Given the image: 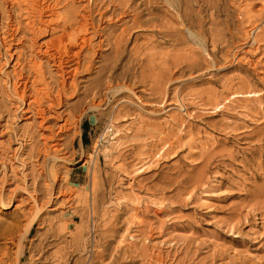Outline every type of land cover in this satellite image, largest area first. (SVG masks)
<instances>
[{"label": "rangeland", "instance_id": "1", "mask_svg": "<svg viewBox=\"0 0 264 264\" xmlns=\"http://www.w3.org/2000/svg\"><path fill=\"white\" fill-rule=\"evenodd\" d=\"M172 2L0 0V248L20 264H264V0ZM60 41L79 55L63 77ZM110 113L125 132L91 164ZM166 140L132 202L122 171Z\"/></svg>", "mask_w": 264, "mask_h": 264}, {"label": "bare ground", "instance_id": "2", "mask_svg": "<svg viewBox=\"0 0 264 264\" xmlns=\"http://www.w3.org/2000/svg\"><path fill=\"white\" fill-rule=\"evenodd\" d=\"M165 2H168L169 4H172V0H164ZM51 10V9H50ZM48 10V11H50ZM261 27H264V20L260 23ZM260 25L259 24H256L254 27H253V30H255L254 32L258 31L260 29ZM82 38V41H86L87 38H84V37H80ZM257 38L255 36H253V40H252V44L254 43V47L257 48L258 45H257V42L258 40H256ZM54 52H52L51 54H48L49 55V60H52L53 63L55 65V68H56V71L57 73H59V75H61L63 77V73L66 72L67 69H69L72 64L75 61V59L78 58V54H74L72 52H70V50L67 49V47L62 43V41H60L59 43H57L54 47ZM46 63L48 64V61H46ZM41 68V64H38V69ZM73 69V68H71ZM59 71V72H58ZM22 79L21 83L23 84L22 88L24 89L25 86H26V83L29 81V77H23V76H20ZM33 84V82H31ZM31 84V85H32ZM76 85L75 83L73 82L72 84H69V87H66L64 85H57L55 88V92L51 91L52 88L51 87H48L47 84H45V87L44 89L46 90L45 92L42 93V91H39L37 92L36 94V101H38V104L37 105H40V107L38 108V113L40 114H43V112H45L44 108H42V101H45V98L47 99L46 101H51L52 103L54 104H58L60 103V99H61V96L62 95H65L67 92H69V90H75L76 88ZM23 89H22V92H23ZM14 90H15V94L18 96L19 95V90L18 89H15L14 87ZM231 95H234V93H232ZM21 99L23 100V98L21 97ZM226 99V98H224ZM42 100V101H41ZM183 99H179L178 100V104L179 105H182L183 106ZM49 105L51 103H48ZM90 106H99V104L95 105L93 103H91ZM31 107V103H27V107L24 109V112L25 113H29L30 110L29 108ZM44 118V117H43ZM25 122L28 123V120H29V115L26 116L25 118ZM108 120H110V122L113 124V131L111 132V140L109 141V144L108 145H103L102 147L99 148V137H95L94 138V141L92 143V148H93V153L92 152H89L88 154L90 155L91 157V164H94L93 162L95 161L96 159V156H97V152L99 150H101L104 154H106L107 156H111L112 152L114 150H116L117 146H118V142L120 140V134L121 132H125L124 130H120L119 127H118V120H116V118L113 117V113L110 115H108ZM181 129H178L177 132H179ZM176 132V133H177ZM104 132H102L100 134L103 135ZM157 135L159 137H163V131L162 130H158L157 132ZM74 139L75 138H71V140H67L66 144H64V149H66L67 151H69L70 147L73 145L74 143ZM162 140V138H160ZM55 144V143H54ZM169 145V141H163L162 144H160L158 146V148H156L155 150V153L149 155L148 152H141L138 156V162L137 163H134L132 165V171H122L123 174L125 176H127L130 180L128 186H129V192L130 194L132 195V198H133V201L134 203H139V192L138 190L136 189L135 186H133V183L131 182V180L133 179V176L134 174L136 173H139L140 171L143 170V167L145 165V162H149L150 160L152 159H155V157H157L158 155L161 154V152L166 148V146ZM156 145H153V147H155ZM66 151V152H67ZM52 155L54 156V158H58V159H65L64 156L60 157L59 155L56 154V152H52ZM70 155H74V152H71ZM23 160V159H22ZM24 161V160H23ZM143 162V163H142ZM95 165L93 166L92 165V177H94V173H95V169H94ZM23 179V178H22ZM24 181V179H23ZM7 203V202H6ZM5 202L2 201V199L0 198V204L1 205H4L6 204ZM127 213V212H126ZM129 219H126V226L124 228V230L122 231V233L120 234V238L118 240V243L119 244H123L124 241L126 240V236L125 234L127 235V237L129 236L131 239L135 240L136 238H138V236L128 232V229L129 227L131 226L132 222H133V219L132 218H136L135 214L128 217ZM32 225V222L29 221V224L26 226V228L24 229V231L21 233V235L23 236L26 232H28L30 230V226ZM4 231L5 230H0V236L4 234ZM6 240V243H4V246L2 248H0V264H20V260H21V247L18 246V248L15 250V257H11L9 254H8V246H7V243L8 242H13L12 239L10 238H7L5 239ZM160 253L158 252L157 254H155V264H162V260L160 259L159 257Z\"/></svg>", "mask_w": 264, "mask_h": 264}, {"label": "trees", "instance_id": "3", "mask_svg": "<svg viewBox=\"0 0 264 264\" xmlns=\"http://www.w3.org/2000/svg\"><path fill=\"white\" fill-rule=\"evenodd\" d=\"M85 135H86V127H84V129H83V134H82L81 138H82V143L87 144Z\"/></svg>", "mask_w": 264, "mask_h": 264}, {"label": "crops", "instance_id": "4", "mask_svg": "<svg viewBox=\"0 0 264 264\" xmlns=\"http://www.w3.org/2000/svg\"><path fill=\"white\" fill-rule=\"evenodd\" d=\"M81 140H82V138H81Z\"/></svg>", "mask_w": 264, "mask_h": 264}]
</instances>
